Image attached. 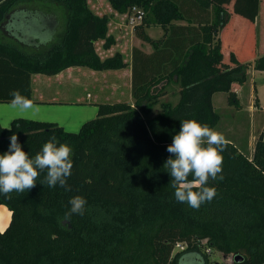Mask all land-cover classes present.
Returning a JSON list of instances; mask_svg holds the SVG:
<instances>
[{
  "label": "trees",
  "instance_id": "obj_1",
  "mask_svg": "<svg viewBox=\"0 0 264 264\" xmlns=\"http://www.w3.org/2000/svg\"><path fill=\"white\" fill-rule=\"evenodd\" d=\"M107 1L120 15L134 7L144 12L134 32L155 51L133 50V102L99 104L97 117L78 133L25 119L14 120L10 131L0 125V154L8 150L12 134L30 157L51 136L73 149L70 191L43 184L41 172L31 190L13 192L11 199L0 194V205L11 212L9 226L0 231V264H209L207 249L243 258L234 264H264V126L252 157L228 141L223 179L208 184L218 194L198 211L175 200L172 178L163 168L180 121L218 126L215 94L226 93L228 104L241 108L233 85L248 80L250 63H242V53L264 72L253 26L263 0ZM226 1L231 7L222 4ZM36 2L62 9L65 28L56 13H48L49 32L54 29L53 39L45 40L49 43L0 42V104H9L13 90L33 100L34 75L128 67L119 53L105 59L97 53L96 42L109 50L116 41L109 35V17L93 13L88 0H0V26L11 17L16 33L24 13L18 8ZM230 10L246 15L245 25L236 26ZM152 25L164 30V38L149 36ZM172 83L180 88L178 103H160ZM157 105L161 111L154 115ZM77 195L87 200L85 213L64 219ZM178 243L187 248L174 253Z\"/></svg>",
  "mask_w": 264,
  "mask_h": 264
},
{
  "label": "clouds",
  "instance_id": "obj_2",
  "mask_svg": "<svg viewBox=\"0 0 264 264\" xmlns=\"http://www.w3.org/2000/svg\"><path fill=\"white\" fill-rule=\"evenodd\" d=\"M10 96L7 107L20 112L38 110L33 100L19 90H13ZM3 129L10 131L11 124ZM9 139L8 150L0 154V194L11 199L13 192L22 194L31 190L36 186L41 172L46 173L43 184L50 188L59 185L65 191L71 190L67 184L73 168L71 146L59 143L55 136H51L42 149L30 157L18 142L16 134ZM228 143L223 133L206 123L195 119L180 121L179 132L172 137V143L166 149L170 156L163 165L172 178L169 185L174 189V198L178 203H186L198 211L201 205L210 203L217 196L216 188L208 184L209 180L223 179L222 153ZM69 205L64 219H69L73 214L83 215L87 200L77 195L70 198Z\"/></svg>",
  "mask_w": 264,
  "mask_h": 264
},
{
  "label": "rangeland",
  "instance_id": "obj_3",
  "mask_svg": "<svg viewBox=\"0 0 264 264\" xmlns=\"http://www.w3.org/2000/svg\"><path fill=\"white\" fill-rule=\"evenodd\" d=\"M88 4L93 13L99 16L107 15L109 17V35L114 37V39L115 38L117 39L116 40L117 45L112 53L114 55L116 53H119L123 56L124 60L125 58H128L130 60L131 54H130V48L128 47L130 43L126 45L127 44L126 36L124 35V32L122 31L121 28L124 27L129 32L132 31V28L128 25L127 22V14H125L124 16L117 14L114 10H112L107 0L105 1L89 0ZM18 9L19 10L24 9V13L23 12L21 13V16L23 18H21L22 22H20L17 25L16 28L17 32L14 33L15 29L13 28V26H11L13 19L9 17L8 20L2 26H0V42L6 44L10 43L17 46H20L18 44L19 42H21L22 44L21 39H23V43L27 45H30L32 42H34L33 44H41V45L49 43L50 42L49 40L53 39L52 33L54 32V29H52L51 32H49V30L51 29V24L48 22L49 19H47L44 15L48 13H53V14L62 13L61 15L57 14V16L60 23L64 25L63 30L65 28L66 17L64 15V11L60 8L58 9L54 6H50L48 5V3L36 2L28 5L25 4V5H21ZM28 13L30 16H27ZM25 17L28 19L29 18L32 19L28 22H25L24 21ZM62 22L65 23L63 24ZM259 22H260V18H259ZM9 28L10 30H8ZM43 29H45V31H43ZM60 32L61 31L58 30L57 35H59ZM148 32L151 35L156 34L155 36L161 34L160 30L155 31L154 28L149 30ZM50 35H51L50 39L45 41ZM24 50L29 52V50L27 49ZM96 51L101 58L110 56L109 53H107L103 49V41H98L96 43ZM241 56L243 57L241 59L242 63L250 62L251 59L248 58L247 54L243 55L242 53ZM254 64L255 61L250 64L249 71L255 70ZM84 69L92 72V70L88 68H84ZM108 72H100V73L102 74ZM105 75H109V76H105ZM254 75H255L254 77L250 76V78L244 85H239V84L233 85L234 86L233 91L236 93L237 98L239 99L238 96H240L239 99L241 105L240 109L235 108L234 106L228 104V95H226V93H217L214 96L215 108L220 115V121L218 126L215 128V130L223 133L228 141L232 142L234 145H236L245 153H248L250 157H252L254 154L255 144L260 134L262 133L264 126V112L262 109H260L259 107L257 108L255 106V101H257V103H260L259 99H262L263 106L261 105L259 106L263 107L264 109V72L257 71L254 73ZM103 76H97L96 78L93 77L92 78L93 81H90L89 84H86V86L81 85L77 88L78 96L84 98L86 103L88 101V103L85 104L84 106H78V107L83 109L88 107V111H90V113L87 111L88 114H84L85 112L75 114V112H73L74 110L69 111L64 108L63 111L60 112V116L59 115H58L59 117L57 116L59 119H61L59 121L60 123L59 122L58 123L67 132L78 133L84 123L92 119H95L98 115L99 104H112L118 101L124 102L128 100L127 99L128 97H125L123 95L125 93L126 94L128 93L126 90L125 93H123V90L121 92L118 91L117 93L112 91L113 89H115L113 87L114 83L110 84L109 81L116 80L117 75L111 74L110 71L109 74H104ZM99 78L106 79L108 84L100 88L99 86L100 84L98 83ZM254 87L257 88L258 95L256 94V90L254 89ZM240 88L242 90H240ZM179 90L180 88L174 83L166 86V89L164 90V94L159 98L160 99L159 102L172 103L173 105H176L179 101ZM77 91H75V93ZM88 93L93 98L92 101L98 102L97 104L93 105L92 101L87 99L86 94ZM156 93L157 92H154V94ZM160 111H161L160 105H157L154 108L153 113L155 115L160 113ZM25 120H33V119H25ZM34 121H39V120H34ZM43 122H52V121L46 120ZM0 206L6 208L7 211H9V209L6 206L4 205H0ZM9 213L11 214L10 211ZM10 214L7 213L6 219L3 220L4 224H6L8 221L10 224L11 221ZM4 224L0 223V228H4L5 226ZM179 249L180 248H177L176 250L174 249V253L180 251ZM207 255L210 261L209 264H234L235 261L233 254L225 256L224 254L215 250H212L211 254L207 253Z\"/></svg>",
  "mask_w": 264,
  "mask_h": 264
},
{
  "label": "crops",
  "instance_id": "obj_4",
  "mask_svg": "<svg viewBox=\"0 0 264 264\" xmlns=\"http://www.w3.org/2000/svg\"><path fill=\"white\" fill-rule=\"evenodd\" d=\"M88 2H89V0H88ZM226 3H228V2L227 1L222 2V4L224 6L231 7V5H232L231 3L230 4H226ZM230 12H231V14L234 13L233 17H235V19H236L235 20L236 26H238V24L239 25H245V23L247 21L246 15H244V14L239 15V14L235 13L233 10H230ZM56 14H60V13H56ZM260 16H261V18H260ZM259 18H260V22H259ZM261 19H262V21H261ZM62 23L64 24L65 22H62ZM178 24L185 25L184 22H180ZM235 24H234V26H235ZM60 26H61V30H62L64 25L60 24ZM253 26L255 27V30L257 32V56L259 57V56L264 55V0H263V8H261V12H260L259 16L257 17L255 24ZM121 28H122V31L124 32V35L126 36V43L127 44L126 43L125 44L128 45L130 43L128 47L130 48L131 59L129 60L128 58H125V60H124L128 64L127 68H125L123 70H118V71H111V74L117 75V79L114 81L110 80L109 83L110 84L114 83L113 87L115 89H113L112 91H114L115 93H117L118 91L121 92L122 90H123V93H125V90H126L128 93L127 94L125 93L123 95L125 97H128L127 98L128 100H126L124 102H130L131 103V102H133V99L131 96V87H132L131 64H132L133 50L136 48V49H139L140 51H142L146 54H152V53H154L155 49L152 45L141 41L135 35V32L133 29L131 32H129L124 27H121ZM153 28L155 29V31L160 30L161 34L158 36H155L156 34L151 35L148 31L153 29ZM146 31L149 34V36L155 40L162 39L165 36L164 30L160 26H157V25H152ZM127 37H128V39H127ZM116 40L117 39L115 38V41ZM96 43H95V45H96ZM116 45H117V41H116V44L114 46H112V48H110L109 50H104L107 53H109V55H110V56H107L105 58L112 57L114 55L112 52L115 49ZM105 58H102V59H105ZM254 61L255 60H251L249 63L251 64ZM105 72H108V71H105ZM255 72H257V71L256 70L249 71L248 79L250 78V76L254 77ZM109 73H110V71L108 73H102V74L104 75V74H109ZM102 74L100 72H96V71H92V72L87 71L84 68H70V69L60 73L59 75L53 76V77H48V76H43V75H34V76H32V98H33L34 104L36 106H38V110H31L30 109V110H27L25 112H20L19 110L7 107L8 104H0V125L2 127L6 126L8 124H11L16 119H33V121L39 120L41 122L46 121V120H51L52 122H49V123H56L57 122L56 124H58L60 126L59 121L61 119H59L58 117L60 116V112H62L64 108L66 110H69V111L74 110L73 112H75V114L76 113H82V112H85L84 114H88L87 113L88 107H86L85 109L78 107V106H84L85 104L88 103V101L86 103L84 98H81L78 96V91H77L78 89L77 88L81 85L86 86V84H89L90 81H93L92 80L93 77L96 78L97 76H103ZM105 76H109V75H105ZM105 76H103V77H105ZM98 83L100 84L99 85L100 88L102 86H106L108 84V82L104 78H99ZM254 89L256 90V94L258 95L257 88L254 87ZM240 90H242V89L240 88ZM75 91H77V92L75 93ZM86 95H87L86 96L87 99L92 101L93 98L90 96V94L88 93ZM114 97H116V96H114ZM238 97L240 99V96H238ZM259 100H260V103H258V106H256V105L255 106L257 108L259 107L264 112L263 107H261V106H263V100L262 99H259ZM118 102H121V101H118ZM97 103L98 102H96V101H92L93 105L97 104ZM213 105L215 107L214 97H213ZM259 105H261V106H259ZM89 110H92V109H89ZM88 112L90 113V111H88ZM60 127H62V126H60ZM7 213L10 214L6 208L0 206V223L4 224L3 220L6 219ZM10 218H11V214H10ZM10 218H9V220H10ZM8 224H9V221L6 224H4L5 226L3 225L4 228H0V231L3 232L6 229L5 227H7Z\"/></svg>",
  "mask_w": 264,
  "mask_h": 264
},
{
  "label": "built area",
  "instance_id": "obj_5",
  "mask_svg": "<svg viewBox=\"0 0 264 264\" xmlns=\"http://www.w3.org/2000/svg\"><path fill=\"white\" fill-rule=\"evenodd\" d=\"M143 18H144V12L141 9L134 7V8H132V10L127 15L128 25L134 30L136 26H138L142 23ZM177 248H180L179 250H183V249L187 248V245H185L183 243H178L175 247V250ZM206 252L211 254L212 251H211V249H207Z\"/></svg>",
  "mask_w": 264,
  "mask_h": 264
},
{
  "label": "water",
  "instance_id": "obj_6",
  "mask_svg": "<svg viewBox=\"0 0 264 264\" xmlns=\"http://www.w3.org/2000/svg\"><path fill=\"white\" fill-rule=\"evenodd\" d=\"M235 261L237 262V261H241L243 258L241 257V256H235Z\"/></svg>",
  "mask_w": 264,
  "mask_h": 264
}]
</instances>
